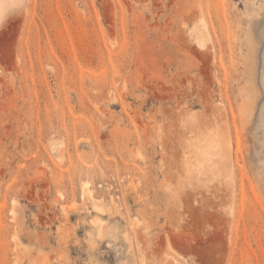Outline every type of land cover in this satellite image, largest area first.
I'll return each instance as SVG.
<instances>
[{"label": "rangeland", "instance_id": "rangeland-1", "mask_svg": "<svg viewBox=\"0 0 264 264\" xmlns=\"http://www.w3.org/2000/svg\"><path fill=\"white\" fill-rule=\"evenodd\" d=\"M0 264H264V0H0Z\"/></svg>", "mask_w": 264, "mask_h": 264}, {"label": "bare ground", "instance_id": "bare-ground-1", "mask_svg": "<svg viewBox=\"0 0 264 264\" xmlns=\"http://www.w3.org/2000/svg\"><path fill=\"white\" fill-rule=\"evenodd\" d=\"M218 152V151H217ZM223 159V161L222 160H220V159ZM221 158L219 159V162L220 163H222L221 164V168H222V171H223V169H224V171L226 170V167H227V156H226V152H223L222 154H221ZM208 160H211V157H209V159Z\"/></svg>", "mask_w": 264, "mask_h": 264}]
</instances>
